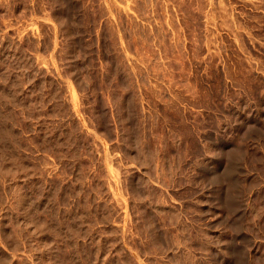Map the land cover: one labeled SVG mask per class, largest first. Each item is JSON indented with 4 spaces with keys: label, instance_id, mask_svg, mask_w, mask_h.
Wrapping results in <instances>:
<instances>
[{
    "label": "rangeland",
    "instance_id": "obj_1",
    "mask_svg": "<svg viewBox=\"0 0 264 264\" xmlns=\"http://www.w3.org/2000/svg\"><path fill=\"white\" fill-rule=\"evenodd\" d=\"M0 264H264V0H0Z\"/></svg>",
    "mask_w": 264,
    "mask_h": 264
}]
</instances>
